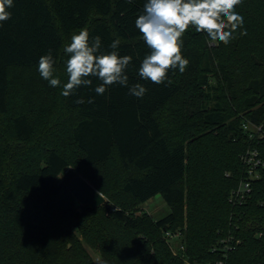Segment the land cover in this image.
<instances>
[{
	"label": "trees",
	"instance_id": "trees-1",
	"mask_svg": "<svg viewBox=\"0 0 264 264\" xmlns=\"http://www.w3.org/2000/svg\"><path fill=\"white\" fill-rule=\"evenodd\" d=\"M146 2L13 0L0 22V264H97L90 249L104 264H264V178L245 202L230 200L247 176L242 156L258 149L264 159V0L236 7L244 24L228 45L189 28V64L162 84L138 74L150 53L135 26ZM81 29L104 52L120 41L128 87L98 95L91 77L61 94L64 47ZM49 50L58 87L38 72ZM137 83L143 98L129 94ZM78 175L103 206L71 193ZM158 194L171 212L155 220L139 208Z\"/></svg>",
	"mask_w": 264,
	"mask_h": 264
},
{
	"label": "clouds",
	"instance_id": "clouds-1",
	"mask_svg": "<svg viewBox=\"0 0 264 264\" xmlns=\"http://www.w3.org/2000/svg\"><path fill=\"white\" fill-rule=\"evenodd\" d=\"M131 3L132 0H127ZM243 0H147L142 14L135 21V26L150 53L142 60L138 74L154 84L165 82L170 70L178 68L184 73L189 61L183 57V36L189 28L196 32L206 33L213 43L222 42L228 45L234 39V33L243 28L244 19L236 12V7ZM13 7V0H0V22L11 18L9 8ZM2 26V23H0ZM240 35H247L244 29ZM120 41L114 40L110 44L112 51L101 50V38L95 36L90 39L87 29H81L78 34L71 36L70 43L64 47L68 56L66 61L67 82L63 85L62 95L73 94L80 86L90 87L91 77L102 83L95 87L98 95H103L108 86L120 84L128 87L129 78L126 70L132 61L129 55L120 56L118 52ZM55 61L49 50L48 54L39 59L38 72L49 82L51 87L61 85L58 76H54ZM147 89L137 83L129 87V94L143 98ZM88 103H93L89 99ZM85 103L83 98L76 101Z\"/></svg>",
	"mask_w": 264,
	"mask_h": 264
},
{
	"label": "built area",
	"instance_id": "built-area-1",
	"mask_svg": "<svg viewBox=\"0 0 264 264\" xmlns=\"http://www.w3.org/2000/svg\"><path fill=\"white\" fill-rule=\"evenodd\" d=\"M244 128L246 130H253L256 132V134H251V137L255 138L256 136H260L262 133V127L253 126L249 123L244 124ZM243 163L246 168L247 176L246 179L241 183L240 187L233 192V195L231 196V201L233 203H243L245 202L248 197L253 192V186L254 183L258 180H262L264 178V159L261 158L260 152L258 149H251L246 154L242 156ZM171 240L176 238L177 236L171 235L170 233L167 234ZM231 239H223L222 243L227 248L229 247ZM175 253H177L176 250H174ZM187 264H225L224 260L218 261L217 263H187Z\"/></svg>",
	"mask_w": 264,
	"mask_h": 264
},
{
	"label": "water",
	"instance_id": "water-1",
	"mask_svg": "<svg viewBox=\"0 0 264 264\" xmlns=\"http://www.w3.org/2000/svg\"><path fill=\"white\" fill-rule=\"evenodd\" d=\"M68 188L82 205H90L96 209L107 202L106 197L81 175L73 178Z\"/></svg>",
	"mask_w": 264,
	"mask_h": 264
},
{
	"label": "rangeland",
	"instance_id": "rangeland-1",
	"mask_svg": "<svg viewBox=\"0 0 264 264\" xmlns=\"http://www.w3.org/2000/svg\"><path fill=\"white\" fill-rule=\"evenodd\" d=\"M71 40V36L67 38V43L69 44ZM215 43L211 42V45H214ZM63 70H66V60L64 61V64L62 66ZM213 83L216 81L213 80ZM34 123H39L36 121V119H33ZM64 175H62L59 180L63 179ZM141 210H144L145 212L149 213L155 220H160L166 217L170 214L171 209L167 202L165 201L164 197L161 194L156 195L155 197L151 198L148 202H146L144 205L140 206ZM141 214V213H139ZM174 241H178L177 239ZM177 243V242H176ZM91 253L93 254L97 264H104L103 259L99 252L90 249Z\"/></svg>",
	"mask_w": 264,
	"mask_h": 264
}]
</instances>
